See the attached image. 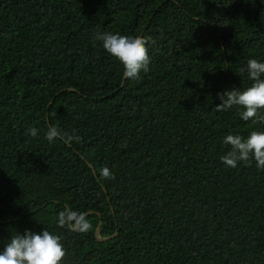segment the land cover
Here are the masks:
<instances>
[{
  "label": "trees",
  "instance_id": "1",
  "mask_svg": "<svg viewBox=\"0 0 264 264\" xmlns=\"http://www.w3.org/2000/svg\"><path fill=\"white\" fill-rule=\"evenodd\" d=\"M96 31L151 37L150 71L124 79ZM250 58L264 0H0V252L47 229L61 264H264V170L220 160L264 124L214 110ZM65 206L92 228L58 227Z\"/></svg>",
  "mask_w": 264,
  "mask_h": 264
},
{
  "label": "clouds",
  "instance_id": "2",
  "mask_svg": "<svg viewBox=\"0 0 264 264\" xmlns=\"http://www.w3.org/2000/svg\"><path fill=\"white\" fill-rule=\"evenodd\" d=\"M93 43L100 42L102 47L123 67V76L130 80L140 79L141 72L150 71L149 44L155 41L151 37L125 36L110 32L96 31L92 35ZM247 75L252 81L244 90L232 89L218 94L220 103L214 108L217 112L236 109L237 114L244 120H252L255 124H264V62L250 58L247 60ZM243 72L244 69H241ZM38 129L30 127L25 135L37 137ZM45 139L52 143L56 139L65 144L81 142V137L73 132H65L56 125H49L45 132ZM223 143L230 146V150L220 157L221 162L229 168H236L238 164L250 165L254 160L257 169L264 170V131H251L247 137L228 134ZM100 175L104 179H112L110 170L103 167ZM88 212L76 211L65 206L57 217V226L79 233H87L92 225L88 220ZM66 251L59 235L52 234L45 229L42 233L26 230L25 234L15 233L0 252V264H61Z\"/></svg>",
  "mask_w": 264,
  "mask_h": 264
},
{
  "label": "water",
  "instance_id": "3",
  "mask_svg": "<svg viewBox=\"0 0 264 264\" xmlns=\"http://www.w3.org/2000/svg\"><path fill=\"white\" fill-rule=\"evenodd\" d=\"M124 79H125V77H124ZM100 229H101V224L98 226V228H97V230H96V237L99 239V232H100ZM103 240H105V239H103ZM102 240V241H103Z\"/></svg>",
  "mask_w": 264,
  "mask_h": 264
}]
</instances>
